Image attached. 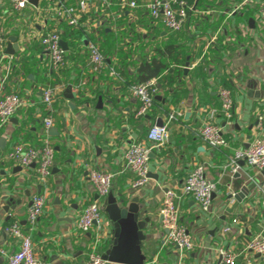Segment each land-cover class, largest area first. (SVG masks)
Listing matches in <instances>:
<instances>
[{
	"label": "crops",
	"instance_id": "crops-1",
	"mask_svg": "<svg viewBox=\"0 0 264 264\" xmlns=\"http://www.w3.org/2000/svg\"><path fill=\"white\" fill-rule=\"evenodd\" d=\"M235 1L231 0L230 5ZM230 5L221 10L208 7L210 11L207 14L212 17L224 14ZM245 6L252 12L249 27L255 32L258 26L254 12L259 6L254 1ZM0 8L5 13V24L11 28V36L19 37L26 25L30 28L34 11L32 5L26 8L23 15L13 11L5 0H0ZM139 12L147 15V11L139 9ZM224 15L226 25L220 27L227 32L220 34L213 45L218 47L220 58L204 68H201L202 61L197 63L201 55L208 52L206 46L213 30L203 32L195 26L197 29L190 31L191 39L186 41L192 56L183 65L173 64L174 67L182 66L183 74L159 80L156 106L148 114L150 117L136 120L139 124L128 121L138 106L128 82L91 77L96 74L90 71L88 51L83 44L73 55H70L73 52L70 48L68 64L62 70L67 69L68 73L60 74L53 105L54 126L58 128L60 140L69 149L70 156L65 163L55 161L58 169L53 171L47 183L39 182L35 165L22 167L6 157L10 147L23 137L28 127L37 132V139L43 134L39 117L37 126L30 123L18 137H14L24 118V110L28 107L34 108V111L40 108V91L33 93L34 87L40 84H26L25 80L9 83L8 90L20 88L30 104L22 106L0 130V138L6 139L4 146H0V246L6 250V253H0V264H4L8 253L18 249V240L7 231V226L14 220H18L25 231L31 232L34 252L42 264H86L90 239L95 231L84 233L77 227V219L86 204L97 200L103 205L104 198L98 196L90 181L89 170L92 167L114 173L112 194L118 197L123 193L127 200L139 196L141 207L148 209L144 215L150 216L152 230L142 245L146 255L144 264H217V249L221 245L243 250L236 264H264V256L244 251L247 243L260 231L264 217V196L254 182L264 178L263 170L239 160L238 169L233 172V166L229 164L236 150L247 146L256 130L257 114L264 112V36L253 35L244 21H236L235 15ZM26 20L29 21L24 25ZM154 25L149 23L146 26L151 39L156 38ZM39 27L36 26L37 29ZM162 28L156 39L158 42L165 40L163 37L169 32ZM149 39L146 38V41ZM121 44L124 42L121 41ZM113 57L119 61L117 56ZM47 59L48 55L44 53L42 62ZM127 68L130 73L137 69L133 62ZM78 74L80 80L86 78L88 81L85 93L89 99L85 101L80 100L81 91L73 82ZM30 78L34 79V75L30 74ZM219 84H227L233 89L234 116L228 119L223 114L217 115L216 120L229 144L213 148L203 141L199 131L208 120V111L219 106ZM99 97L102 98L101 106L98 104ZM32 101L36 103L33 105ZM170 111L176 114V118L170 123L169 139L164 145L152 148L150 179L145 186L135 187L136 177L125 166L124 151L132 141L144 140L142 135L146 136L150 124L158 117L166 118ZM118 120H123L120 126L116 124ZM135 124H138L137 128ZM198 164L205 166L207 177L217 186L208 211H204L190 195L181 197L180 221L194 239V247L182 251L166 240L167 231L162 224L160 207L166 190L173 187L180 193L189 171ZM250 184L253 186L249 194L237 199L235 195H239L241 188ZM39 191L46 193L47 202L30 231L27 212L32 195ZM8 201L13 206L9 211L5 209ZM101 224L105 238L99 251L104 254L114 240L113 226L105 212ZM227 226L229 229L225 230ZM211 230H214L213 234ZM107 264L128 263L108 261Z\"/></svg>",
	"mask_w": 264,
	"mask_h": 264
},
{
	"label": "built area",
	"instance_id": "built-area-1",
	"mask_svg": "<svg viewBox=\"0 0 264 264\" xmlns=\"http://www.w3.org/2000/svg\"><path fill=\"white\" fill-rule=\"evenodd\" d=\"M9 3L16 13L23 15V12L29 5L34 8L31 26L26 25V20L22 27L20 36H16L18 42L17 51L12 54L7 52L10 43L11 28L4 22V12L0 8V130L9 122L10 118L19 111V109L28 105V100L22 95L21 89L8 90L9 83L21 82L25 80L24 72L15 75L14 69L19 59L18 52H24L33 42L41 45V56L46 53L47 61L44 64L48 69L55 73L50 76L49 82H44L37 86L40 91V108L33 114L41 118L43 124V134L39 139V144H33L29 141L19 139L13 143L7 152V159L22 167L29 168L35 164L36 176L41 183H47L53 173L55 165V147L49 129L55 125L53 116V105L57 95L56 75L60 76L62 70L68 64V51L71 47L67 40L63 38V29L61 22H66L75 29L83 32L82 44L88 51V65L91 72L99 73L107 70L108 75L117 81H123L122 73L116 68L115 62L107 57L101 48L100 41L104 40L103 29L120 32L125 30L126 25L118 24L117 21L127 14L128 20L134 24L128 35L123 37L122 43L128 48H135L140 44V40L132 39L133 36L144 34L147 36L148 30L139 19L140 14L137 11H147V14L153 19V23L160 24L169 31H179L188 27L190 31L195 29V24L190 23L191 10L196 7L187 0H5ZM251 1L259 6L254 12L258 28L249 27V21H244V25L252 31L255 36H264V0H242L232 2L229 9L224 14L231 16L241 12L246 4ZM249 6V5H248ZM94 11L97 18L83 21L84 16L89 11ZM208 8L202 9L201 14H207ZM49 21H54L51 23ZM40 26L39 29L36 26ZM31 29V30H30ZM197 29V28H196ZM227 32L224 27L210 31L211 37L206 48L209 49L218 41L219 35ZM191 33V32H190ZM234 39V38H233ZM65 40L68 47L65 48L61 41ZM100 40V41H99ZM232 40V39H230ZM192 44V43H190ZM137 50L133 53H139ZM208 52L201 55L202 61ZM152 54V53H151ZM137 54L135 57H137ZM116 60V58H113ZM114 60V61H115ZM49 76V75H48ZM87 79H82L76 84L79 91L86 90ZM131 94L137 99L133 118L137 121L145 120L146 116L156 106V92L159 87V77L152 76L146 80L128 82ZM37 92V91H36ZM35 93V90H33ZM219 96V106L211 108L208 111V120L200 128L199 135L203 141L213 148L227 146L229 140L224 135L220 124L217 122V115L223 114L231 119L234 116V94L230 86L219 84L217 88ZM33 105L35 101L31 102ZM42 105L45 106L44 112ZM162 118V117H161ZM176 118L173 111L168 112L161 125L156 121L150 124L144 140L132 141L124 151L125 166L135 174L133 185L135 187L145 186L149 179V161L152 148L164 145L170 135V123ZM157 120V119H156ZM244 160L250 166L259 170H264V112L257 114L256 130L246 147L239 148L230 159L229 164L233 166V172L238 169V161ZM89 178L95 190L101 197L107 196L112 189L114 173L108 169L92 167L89 170ZM260 193L264 196V178L260 181H254ZM217 184L208 178L205 172V166L198 164L193 167L185 178V182L178 193L173 187L168 188L160 207L162 215V224L168 230L167 241L172 245H177L182 251L190 250L194 247V239L185 225L180 221L181 197L190 195L204 211H208L213 200V192ZM47 202V195L43 191L35 192L32 195L31 204L27 212V220L30 224V231L35 227L39 216L43 213ZM264 202V200H263ZM104 206L99 201H91L85 205L78 216L77 227L84 233L94 230L91 236L88 258L86 264H107L99 247L105 238L102 230V219ZM235 220V219H234ZM229 226L225 227L228 230ZM7 231L18 240V249L7 254L4 264H42V261L34 252V244L31 232L25 231L18 220L12 221L7 226ZM254 251L264 256V217L261 223L260 231L247 243L244 251ZM219 261L217 264H236L243 250H237L232 245H221L218 249ZM0 253H6V250L0 246ZM162 264V263H155Z\"/></svg>",
	"mask_w": 264,
	"mask_h": 264
},
{
	"label": "trees",
	"instance_id": "trees-1",
	"mask_svg": "<svg viewBox=\"0 0 264 264\" xmlns=\"http://www.w3.org/2000/svg\"><path fill=\"white\" fill-rule=\"evenodd\" d=\"M74 1V0H68ZM118 1V0H114ZM190 3L194 4L196 1V7L194 10H191V16H190V23L189 24H195L198 26L203 32H206L207 30H216L221 25H226V18L224 14L214 16L212 17L211 14H201L199 11L202 9H206L208 7L214 8L217 10L228 8L230 5L231 0H187ZM247 7L245 6L243 10L239 13L237 12L235 16L237 17L236 21L239 23L240 21H249V19L252 16V12L246 10ZM140 14V20L147 26L149 23H153V19L147 14V15H141ZM91 17L90 20L97 18L98 15L94 13V11H89L83 18V21H87L89 16ZM123 18L118 19L117 23L126 25L125 30L120 32H115L113 30H108L106 27L103 29V37L104 40L100 41L101 48L103 49L104 54L111 59V63L115 62L116 68L122 73L123 81L127 82H135L138 80H146L152 76H158L159 80L165 81L166 79H171L175 75H182L183 74V67L182 66H173V64H180L183 65L187 58L191 55V50L186 44V41L188 39H191L190 37V29L188 27H185L184 29H181L179 31H169L166 36L163 37L161 42L156 41L157 37L159 36L160 32L163 30V28L160 26V24H156L155 26V39H151L150 33L147 34V36H144V34L135 35L132 37L134 40H140V44L137 45L135 48L131 47L128 48L124 44H121V41H123V37L128 35L129 31L133 29L134 24H132L131 21L128 20V15L124 14ZM50 24L54 23V21H49ZM155 24V23H153ZM62 29H63V38H65L68 42V44L73 48V52L71 51L70 55H73L74 52L77 53L79 49L81 48V43L83 42L82 36L83 32L80 29H75L68 25L66 22L60 23ZM126 34V35H125ZM150 37V39H149ZM146 38L149 40L146 41ZM146 41V42H145ZM155 41V43H154ZM154 43V44H153ZM120 44V45H119ZM137 50H140L138 53L139 55L137 57H133L134 59H131L129 61V58L133 56V53ZM152 53V54H151ZM19 59L17 60V65L14 69L15 75L20 72H24L25 74V82L26 84H33V83H39L42 84L44 82H49L51 79L50 76H54L55 73L50 71L46 64H44L41 60V45L38 42H33L29 45L28 49L24 52H18ZM69 55V56H70ZM117 56L119 58V61H114V57ZM217 56V57H215ZM220 58V53L218 50V47L211 46L208 49V53L205 55L204 59L202 60L201 68L210 63V62H216ZM133 62V64L136 65V71L130 73L128 70L129 64ZM85 70V69H84ZM84 70L82 72H84ZM173 72V73H172ZM68 73V70L65 69L62 72V75H65ZM30 74L34 75V79L30 78ZM96 75L91 76L95 77L97 80H104V81H111L110 75H108L107 70H104L99 73H95ZM103 74V75H102ZM49 75V76H48ZM92 75V74H91ZM56 81H60V76H55ZM80 75L73 80L75 84H78L80 81ZM227 85V84H224ZM229 86V85H227ZM36 86L34 87L35 93L38 92L36 90ZM37 91V92H36ZM92 91V90H91ZM94 92L96 90L93 89ZM92 91V92H93ZM81 101L89 99L88 96H86V93L84 90H81L80 92ZM157 101V100H156ZM44 112L46 111V108L44 105H42ZM34 108L28 107L24 110L23 114V120L21 125L17 128V130L14 132V137H18L20 135V132L27 127L28 124H37L39 123V117L35 116L33 114ZM152 112V111H151ZM150 112V113H151ZM130 123H138L133 118V115L128 119ZM123 120H118L117 125H121ZM136 125V128L138 126ZM60 125V123H59ZM31 126V125H30ZM36 134V135H35ZM32 135V136H31ZM145 135H142V137ZM51 138L54 139V147H55V161L59 163H65L66 159L70 156V151L66 147L64 141L60 140L59 135H51ZM18 139V138H17ZM23 140H27L33 144H39L40 141L37 139V132L33 131L31 127H28V129L25 131V134L21 138Z\"/></svg>",
	"mask_w": 264,
	"mask_h": 264
},
{
	"label": "water",
	"instance_id": "water-1",
	"mask_svg": "<svg viewBox=\"0 0 264 264\" xmlns=\"http://www.w3.org/2000/svg\"><path fill=\"white\" fill-rule=\"evenodd\" d=\"M35 1V0H32ZM253 21V19H251ZM10 39L14 43H10L7 47V52L14 54L18 49V42L16 36H11ZM62 45L67 48V42L61 41ZM102 98L99 97L98 104L101 106ZM147 117H150L147 115ZM163 119L158 117L156 120L157 125H161ZM51 135H58L59 130L56 126L49 129ZM6 139L0 138V146H4ZM244 163V160H242ZM35 164H33L34 166ZM20 168V166H18ZM54 165L53 171L57 170ZM264 173V170H263ZM253 184L244 185L241 188L239 195H235L237 199L243 198L249 194L250 188ZM98 196H100L98 194ZM6 198V196H4ZM104 212L106 213L109 221L113 226L114 240L112 245L104 252L103 257L108 261L124 262L128 264H144L146 255L143 253L142 245L146 241L149 232L152 230V223L150 216H145L148 212L147 208L141 207L139 196H134L127 200L123 193L117 196L111 192L103 198ZM11 202H7L5 209L9 211ZM162 219V215H161ZM166 231H168L166 229ZM214 230H211V234Z\"/></svg>",
	"mask_w": 264,
	"mask_h": 264
}]
</instances>
